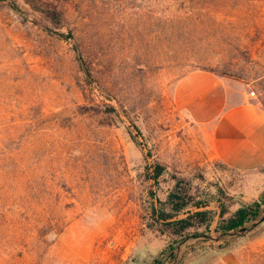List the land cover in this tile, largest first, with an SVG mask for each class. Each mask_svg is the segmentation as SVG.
<instances>
[{"label": "rangeland", "instance_id": "374dc122", "mask_svg": "<svg viewBox=\"0 0 264 264\" xmlns=\"http://www.w3.org/2000/svg\"><path fill=\"white\" fill-rule=\"evenodd\" d=\"M194 70L264 107V0L0 1V264H154L181 239L160 220L176 188L191 202L170 221L214 213L180 243L222 204L260 217L264 168L214 158L176 99ZM178 264H264V222Z\"/></svg>", "mask_w": 264, "mask_h": 264}, {"label": "crops", "instance_id": "0c3cea01", "mask_svg": "<svg viewBox=\"0 0 264 264\" xmlns=\"http://www.w3.org/2000/svg\"><path fill=\"white\" fill-rule=\"evenodd\" d=\"M176 99L195 121L210 126L213 157L241 172L264 168V107L246 89L214 72L190 71L175 85Z\"/></svg>", "mask_w": 264, "mask_h": 264}, {"label": "trees", "instance_id": "16d2710c", "mask_svg": "<svg viewBox=\"0 0 264 264\" xmlns=\"http://www.w3.org/2000/svg\"><path fill=\"white\" fill-rule=\"evenodd\" d=\"M5 1V0H0ZM77 52L80 61L82 64L83 61V55L81 52L80 47H77ZM86 72H90L89 69H85ZM160 174V171H157V175ZM177 187V186H176ZM177 188L174 192H171L169 195V201L172 205L171 209L173 212H161L160 213V220L162 223L166 224L167 226L171 227V234L174 236L182 237L185 234V231L188 230L191 227H194L196 224L199 226H205L206 228L210 227V224L212 223L214 219V213L211 210H198L194 213L189 214L187 217L179 218L174 221H170L176 216V213L183 210L186 206H188L191 202L190 197H187V193L185 192L184 195L177 193ZM195 206L197 208H204L208 206V204H203L201 202L195 203ZM261 203L259 201H255L252 204L249 205H242L239 207L229 218H224V214L228 212V209L225 205L222 204L220 216L221 219L218 222V225L216 227V230L218 232H226L230 230L237 229L241 226H243L247 221L250 219H253L258 216L260 212ZM181 239H176L173 241V244H170L168 248L160 252L159 258L154 260V264H161L166 260V258L170 257V254L176 249L177 244L180 243ZM164 256V257H163Z\"/></svg>", "mask_w": 264, "mask_h": 264}, {"label": "water", "instance_id": "95a60500", "mask_svg": "<svg viewBox=\"0 0 264 264\" xmlns=\"http://www.w3.org/2000/svg\"><path fill=\"white\" fill-rule=\"evenodd\" d=\"M220 213L217 216L216 220L214 221V225L211 229V234L207 235H192L190 237H187L184 239L177 247L176 249L170 254V257H174L172 261H170L168 264H178V262L182 259V257L188 253L192 248L200 245V244H215L221 240H224L226 238H235L239 237L250 230L254 229L258 225L262 224L264 222V211L262 215L256 219H254L250 224L243 225L237 229L221 232L218 233L216 230L217 222L219 219ZM186 245V246H185ZM185 246L183 249L182 247Z\"/></svg>", "mask_w": 264, "mask_h": 264}, {"label": "built area", "instance_id": "2783aa9c", "mask_svg": "<svg viewBox=\"0 0 264 264\" xmlns=\"http://www.w3.org/2000/svg\"><path fill=\"white\" fill-rule=\"evenodd\" d=\"M249 95L254 97V96L256 95V93H255L254 90H251V91L249 92Z\"/></svg>", "mask_w": 264, "mask_h": 264}]
</instances>
